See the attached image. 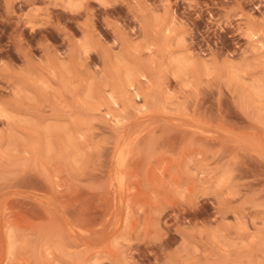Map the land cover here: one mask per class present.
Masks as SVG:
<instances>
[{"label": "rangeland", "instance_id": "obj_1", "mask_svg": "<svg viewBox=\"0 0 264 264\" xmlns=\"http://www.w3.org/2000/svg\"><path fill=\"white\" fill-rule=\"evenodd\" d=\"M0 264H264V0H0Z\"/></svg>", "mask_w": 264, "mask_h": 264}]
</instances>
